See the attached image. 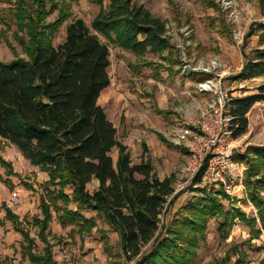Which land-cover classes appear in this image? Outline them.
<instances>
[{"label":"trees","instance_id":"16d2710c","mask_svg":"<svg viewBox=\"0 0 264 264\" xmlns=\"http://www.w3.org/2000/svg\"><path fill=\"white\" fill-rule=\"evenodd\" d=\"M97 1L101 10L93 28L83 18L72 19L65 40L56 44V33L73 15L72 4L66 0H17L18 25L30 36L26 43L30 58L0 60V135L48 176L49 198L42 197L43 216L35 217L40 237L49 243L53 205L59 199L66 204L59 207L64 225L91 231L96 218L84 211H95L119 233L123 255L136 264H194L213 216H224L220 222L224 238L235 218L250 225L260 237L264 231L260 192L264 188V145L246 151L249 168L245 181L259 209L260 228L257 219L240 209L231 214L218 194L202 186L195 187L201 195L193 196L170 225L162 224L174 179H161L145 156L134 162L129 146L119 138L117 126L101 104L103 91L112 83V59L110 45L99 33L139 55L152 51L163 56L173 47L167 23L135 0H109L108 7L106 0ZM55 12L57 18L46 22ZM256 29L252 27L248 36ZM259 29H263L259 34L262 46L245 52L240 74L245 78L264 76L263 22ZM198 74L201 80L211 76ZM260 101H264V85L256 93L231 98L228 113L234 138L248 132V114ZM159 137L168 141L162 133ZM0 161L9 174H17L11 161L2 156ZM95 179L99 184L91 190L89 185ZM71 204L76 208H70ZM6 215L25 238V256L37 264H55L50 246L41 253L34 250L35 239L12 208L6 207Z\"/></svg>","mask_w":264,"mask_h":264},{"label":"rangeland","instance_id":"374dc122","mask_svg":"<svg viewBox=\"0 0 264 264\" xmlns=\"http://www.w3.org/2000/svg\"><path fill=\"white\" fill-rule=\"evenodd\" d=\"M66 1L72 4L73 15L56 33V44L65 40L67 26L72 19L83 18L93 28V20L101 10L97 0ZM135 1L144 4L166 21L173 47L163 56L152 51L142 56L110 42L104 34L99 33L103 41L109 43L112 59V84L108 96L103 97V102L110 104L109 117L117 123L121 140L126 137L123 135L126 125L123 118L127 110L130 119L128 122L137 126V130L142 125L150 134L153 131L159 137L160 133L165 135L163 129L167 132L171 128L175 129V133H166L175 143L174 136L185 122L198 119L214 102L213 91L206 90L209 85L217 84L220 87L222 81L228 99L256 93L264 85V76H240L246 60L245 52L249 53L262 46L259 34L263 29H259V25L264 23V0ZM109 3V0L105 1L107 7ZM16 4L17 0H0L2 61H11L18 57L30 58L26 50L30 36L18 25ZM56 18L57 12L48 16L46 22H53ZM252 27L257 29L248 36ZM210 66L213 68L207 71L205 68ZM200 72L209 73L211 76L201 80L198 74ZM202 82L206 89H202ZM120 93L122 97L117 101V94ZM116 102H120V105ZM248 116V132L233 142L236 166L231 175L232 191L220 188L219 191H207L218 194L226 209L231 210V214L240 209L249 218L257 219V227L260 228L259 209L251 198L245 178L249 168L246 161L247 148L264 145V101L257 102ZM170 138V141L167 139L163 143L168 150L174 148ZM136 139L135 136L129 139L128 146L134 162L138 163L144 157L140 153L150 151L146 149L144 139ZM159 139L161 140L160 137ZM176 145L182 152L173 153L171 166L158 163L162 173L171 170L168 177H173L174 187L184 181V169L190 157L183 145ZM163 151L157 148L159 154L164 153ZM0 156L11 161L17 172L9 174L0 161V264H37L25 256V238L7 217L6 207L12 208L19 215L25 230L35 239L34 250L37 253L51 247L55 264H136V260L129 261L123 255L119 233L95 211H84L88 217L96 218L97 225L91 231L85 232L81 230V226L75 224L64 225L60 208L66 204L60 199L53 205L47 244L40 237V226L35 224V217L43 216L42 197L49 198L46 172L34 166L14 143L1 135ZM114 157H117V152H114ZM157 174L159 176L158 172ZM261 175H264V168ZM97 186L96 180L89 185L93 190ZM14 192H18L20 197V203L16 206L11 205ZM260 192L264 198V188ZM195 195L200 196L201 193L194 186L172 194L165 206L162 224L170 225L181 208ZM70 208H76L75 204H71ZM223 220L224 216L210 218L208 238L201 242L194 264H264V231L260 237H256L250 225L235 218L227 237L224 238L220 231V222Z\"/></svg>","mask_w":264,"mask_h":264},{"label":"built area","instance_id":"2783aa9c","mask_svg":"<svg viewBox=\"0 0 264 264\" xmlns=\"http://www.w3.org/2000/svg\"><path fill=\"white\" fill-rule=\"evenodd\" d=\"M212 68L210 66L205 69L209 71ZM220 84V87L215 84L206 89L202 82V89L213 91L214 102L198 119L185 122L174 136L175 143L183 145L190 157L184 169L185 179L174 187L172 194L187 190L189 186H202L209 191H232L231 175L236 166L233 159V142L237 138L233 137L231 116L228 113L231 99L227 98V90L222 87V81ZM19 199V193L14 192L11 205H19ZM164 210L165 207L163 213Z\"/></svg>","mask_w":264,"mask_h":264},{"label":"crops","instance_id":"0c3cea01","mask_svg":"<svg viewBox=\"0 0 264 264\" xmlns=\"http://www.w3.org/2000/svg\"><path fill=\"white\" fill-rule=\"evenodd\" d=\"M112 84V83H111ZM109 89H110V85L103 91V93H102V95H101V98H100V102H101V104L103 105V106H105L106 107V110H107V113H108V115H110V108H109V106L108 105H110V104H108L107 103V105H106V103H104L103 102V97L104 96H108V94H109ZM112 97V96H111ZM121 97H122V94L120 93V95L119 94H117V101H120V99H121ZM119 104L120 105V102H116V104ZM128 110L125 112V118H123V120L125 121V123H126V125H125V130H124V133H123V135L125 136L126 135V137H125V139L124 140H122L125 144H127V145H129V142H128V140L129 139H131L133 136H135V137H137V139L136 140H138V141H142L143 139L146 141V144H147V147H148V151H150V152H146L145 154L143 153V152H141L140 153V155L141 156H145L146 157V159H150L151 161H152V163L154 164V167H155V170L159 173V177L161 178V179H165V178H167L169 175H170V172H171V170H169V172L168 173H162V171L160 170L161 168L158 166V163L159 164H162V165H165V166H168V167H170L171 166V163H172V160H171V156L173 155V153L174 154H178V153H180V152H182L181 151V149L176 145V143H174L173 142V140L166 134V133H175L176 131H175V129H172L171 128V130H170V132H167V130H165V129H163V128H161V129H163L162 130V132L168 137H166L168 140H169V138L171 139V141L173 142V144H174V148L173 149H171V150H168V147L167 146H165V144H163L164 142H162L160 139H159V137L158 136H156V134L157 133H155V132H153L152 131V133L150 134L148 131H146L145 129H144V126H142L141 125V129L140 130H137L136 129V127L137 126H133L132 124H131V122H128V120L130 121V119L128 118L129 116V114H128ZM113 121H115L114 119H113ZM115 123V122H114ZM115 125L117 126V128H118V125H117V123H115ZM166 127V126H165ZM144 129V130H143ZM159 131H160V129H158ZM118 131H119V129H118ZM119 133V132H118ZM170 141V140H169ZM162 143V144H161ZM157 148H159V151L161 150V151H163L164 153H162V154H159V152H157ZM151 156H152V158H151ZM171 161V162H170ZM162 167V166H161ZM96 180V179H95ZM99 184V182L96 180V185H98ZM94 187H95V185H94ZM91 190H93V188L91 189ZM76 207V206H75Z\"/></svg>","mask_w":264,"mask_h":264}]
</instances>
